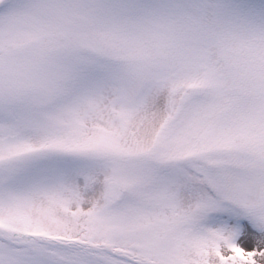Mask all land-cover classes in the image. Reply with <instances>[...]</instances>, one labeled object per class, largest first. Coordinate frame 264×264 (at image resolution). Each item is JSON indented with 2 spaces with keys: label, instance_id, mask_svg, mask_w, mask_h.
I'll return each mask as SVG.
<instances>
[{
  "label": "snow or ice",
  "instance_id": "snow-or-ice-1",
  "mask_svg": "<svg viewBox=\"0 0 264 264\" xmlns=\"http://www.w3.org/2000/svg\"><path fill=\"white\" fill-rule=\"evenodd\" d=\"M0 264H264V0H0Z\"/></svg>",
  "mask_w": 264,
  "mask_h": 264
}]
</instances>
